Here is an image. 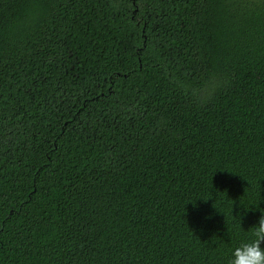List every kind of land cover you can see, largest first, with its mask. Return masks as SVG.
I'll use <instances>...</instances> for the list:
<instances>
[{
    "label": "trees",
    "instance_id": "16d2710c",
    "mask_svg": "<svg viewBox=\"0 0 264 264\" xmlns=\"http://www.w3.org/2000/svg\"><path fill=\"white\" fill-rule=\"evenodd\" d=\"M260 211L264 0H0V264H228Z\"/></svg>",
    "mask_w": 264,
    "mask_h": 264
},
{
    "label": "clouds",
    "instance_id": "9594fccd",
    "mask_svg": "<svg viewBox=\"0 0 264 264\" xmlns=\"http://www.w3.org/2000/svg\"><path fill=\"white\" fill-rule=\"evenodd\" d=\"M262 243H264V212H261L257 224L251 227L250 237L242 240L232 250L228 264H264Z\"/></svg>",
    "mask_w": 264,
    "mask_h": 264
}]
</instances>
